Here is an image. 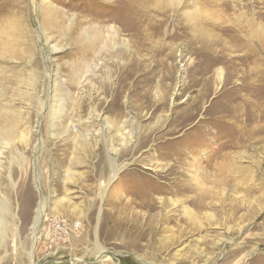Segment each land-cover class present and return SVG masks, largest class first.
Returning a JSON list of instances; mask_svg holds the SVG:
<instances>
[{"label": "rangeland", "instance_id": "obj_1", "mask_svg": "<svg viewBox=\"0 0 264 264\" xmlns=\"http://www.w3.org/2000/svg\"><path fill=\"white\" fill-rule=\"evenodd\" d=\"M11 123L0 264H264V0H0Z\"/></svg>", "mask_w": 264, "mask_h": 264}, {"label": "bare ground", "instance_id": "obj_2", "mask_svg": "<svg viewBox=\"0 0 264 264\" xmlns=\"http://www.w3.org/2000/svg\"><path fill=\"white\" fill-rule=\"evenodd\" d=\"M163 1L165 3H167L169 6L174 8V7H177L180 4L181 0H163ZM197 10H198L197 7L193 6L192 8H189L188 10H186L185 13H196ZM12 24L14 25V23H12ZM9 25H10V23L8 22L7 27H9ZM218 79L219 80L221 79V73L218 74ZM14 130H15V125L12 124V123H11V125H4L2 127L0 125V145L1 146H3V145L7 146V145H9V144H11L13 142V139L15 138V131ZM178 175H180V174H178ZM193 176H194L193 173L188 175V177H187V180H188L187 183L188 184L193 180L192 179ZM179 177H181V175ZM203 196H204L203 193L199 195L200 198H202ZM156 199H158L159 205L163 206L165 204V200L166 199H164L162 197H158ZM167 202H170V204L173 205V206L176 205L175 202L173 200L169 199V198L166 200V203ZM170 204L168 203V205H170ZM114 205H116V203ZM198 205H199V209H202L205 206L203 203H199ZM181 210L184 211L185 217H187L189 220H191L192 223L199 224V222L197 220V217L195 216V214L191 210H189L188 208H186L184 206L181 207ZM6 214H8L7 204H6V202L3 199H0V230H2L3 225H5L4 215H6ZM34 216H33L34 219H33V222H32V226H31V229H30V233H31V247H33L34 244L36 243L35 242V240H36V228H37V225H38V223H39V221H40V219L42 217V203H41V201L39 202V204H38V206H37V208L35 210V215ZM161 220L168 221L169 219H168V217H163V218H161ZM96 250L98 251V254H99V256H97V258L102 259L103 256H104L103 255L104 254L103 251L100 250L99 248H97ZM31 253H32V251H31ZM31 253H29L30 258H31L30 260H32V262H33L34 257H33V253L32 254ZM208 260H209V258H208ZM101 261L102 260H100V262ZM33 264H34V262H33ZM152 264H154V263H152Z\"/></svg>", "mask_w": 264, "mask_h": 264}]
</instances>
